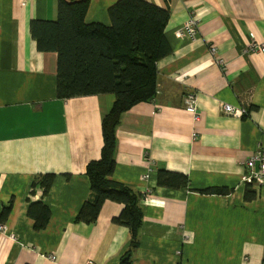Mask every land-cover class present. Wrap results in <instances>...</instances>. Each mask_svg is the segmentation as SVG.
<instances>
[{"label":"crops","instance_id":"obj_1","mask_svg":"<svg viewBox=\"0 0 264 264\" xmlns=\"http://www.w3.org/2000/svg\"><path fill=\"white\" fill-rule=\"evenodd\" d=\"M85 1L84 22L110 27L118 0ZM146 1L169 12L171 52L156 63L155 96L125 111L115 131L110 179L138 192L142 209L130 264H264V185L244 181V162L264 150V53L250 50L264 42V0ZM57 6L0 0V211L11 203L0 264H120L129 230L113 218L122 204L105 201L92 224L76 220L115 96L57 97V53L39 51L29 31L32 20H55ZM190 17L194 37L180 30ZM191 92L197 119L184 107ZM222 103L247 111L229 115ZM159 169L186 175L188 185H159ZM45 174L54 177L43 196L36 180ZM40 199L50 215L35 229L28 208Z\"/></svg>","mask_w":264,"mask_h":264},{"label":"trees","instance_id":"obj_2","mask_svg":"<svg viewBox=\"0 0 264 264\" xmlns=\"http://www.w3.org/2000/svg\"><path fill=\"white\" fill-rule=\"evenodd\" d=\"M86 9L85 0H58L57 18L32 20L29 31L39 51L57 53L58 98L102 93L115 96L112 108L102 120L100 158L86 166L90 193L76 220L92 224L105 201L122 204L121 212L113 221L129 230V246L121 256L120 264H130L132 253L139 245L142 209L138 192L110 179L115 166V131L125 111L138 102L150 101L156 94V63L171 52L164 36L169 12L146 0H118L108 10L111 26L105 27L86 24ZM53 177V174H45L36 180L43 196ZM157 182L170 188L186 187L188 177L159 169ZM201 192L226 194L228 190ZM254 197L255 192L247 188L245 198ZM10 210L11 203L2 207L0 225L6 221ZM28 215L34 219L35 229H41L45 227L50 211L40 199L29 202Z\"/></svg>","mask_w":264,"mask_h":264},{"label":"built area","instance_id":"obj_3","mask_svg":"<svg viewBox=\"0 0 264 264\" xmlns=\"http://www.w3.org/2000/svg\"><path fill=\"white\" fill-rule=\"evenodd\" d=\"M182 32H186L192 37L197 34V20L193 17H190L188 21H186L182 28L180 29ZM250 50L262 52L264 53V42H254L250 45ZM215 48H211L210 52L213 54L215 52ZM216 63L220 68H224V64L221 60H216ZM184 107L185 109L194 115V118H198L197 113V100L196 95L194 93H188L184 98ZM221 109L224 113L229 115H237L240 116L246 112V109L242 106H234L228 103H222ZM245 167V175L244 181L256 185L262 186L264 185V150L257 149L255 150L244 162ZM2 226H0L1 228ZM53 258V257H52ZM85 264H94L92 261H88Z\"/></svg>","mask_w":264,"mask_h":264}]
</instances>
